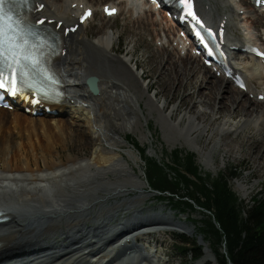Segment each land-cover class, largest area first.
I'll return each mask as SVG.
<instances>
[{
    "label": "bare ground",
    "instance_id": "obj_1",
    "mask_svg": "<svg viewBox=\"0 0 264 264\" xmlns=\"http://www.w3.org/2000/svg\"><path fill=\"white\" fill-rule=\"evenodd\" d=\"M33 1L38 6L44 5L41 11L34 13V17L45 18L48 23L61 30L76 24L82 11L93 7L88 0ZM196 1L199 12L210 26L217 29L223 23L227 30L231 31V35L227 32L225 37L228 47L244 48L256 45L264 48V43L258 42L253 33L254 28L264 24V12L254 5L250 6L249 0H241L245 9L243 14L239 12L243 9L232 7L229 0ZM107 2L102 5V10L105 5L117 7L118 10L128 7L132 15L138 14L136 22L139 26L140 23L143 25V19L146 18L150 19L149 26L160 25L158 12L147 3L130 0ZM162 13L166 21V27L162 30L169 32L171 25L175 23L167 18V11ZM103 18L108 19L104 13ZM93 19L94 15L74 34L64 37L63 48L66 53L55 62L54 69L65 84V96L55 103L43 102V106L49 105L52 110H56V115L46 114L42 110L40 115L35 116L30 101L28 103L24 100H18L19 105L12 111L0 108V213L3 218L8 219L0 224V264H172V259H163L157 255L158 251L152 255L139 243L150 244L149 239L153 232L161 228L188 230L189 227L173 223L172 219L160 214H151L149 211L144 213L139 204L146 201L147 197L142 193L134 200L106 205L109 199L126 194L129 187L143 188L139 176L134 174L122 156L127 155L131 161L138 164L139 157L133 156V150L123 151L122 144L125 142L123 135L139 130L142 126L141 118L145 116L140 100H145V108L149 109V113H157L158 120L169 136H165L166 141L170 144L183 139L191 146L197 147L198 138L209 132L212 126L210 123L213 121L207 123L205 120L206 112L201 109L204 105L212 109L210 115H221L219 118L223 119L229 115V120L235 123L230 124L225 120L215 123L212 134L216 137L222 138L229 133L237 134L252 125L257 129L256 135L264 132V101L258 98L264 91V69L261 60L247 58L246 54L238 52L233 58L234 62L227 63L235 74L244 77L242 71L246 73L247 84L251 87L248 86L247 92L241 91L225 74L218 78L213 67H206L187 49L188 41L177 38L176 35L181 30L177 31L173 39L177 41V47L172 52L166 46L158 51L165 49L178 56L177 63L180 62L181 69L167 70L171 71V74H181L182 85L186 84L185 80L189 77L199 80L197 76L200 70L206 72L208 76L204 75L198 83L200 87H209L211 90V93L207 94L211 103L200 100L198 104L201 110L187 113L175 123L170 117L175 110L169 115H164V107L169 104L166 93L171 90L165 89L166 93L162 96L164 102H158L157 97L160 94L153 93L156 87L142 82L144 77L148 79V71L140 76L137 72L138 63L133 65L135 51L125 54L121 48L115 50L114 45L120 35L115 37L112 27L104 24L99 32L103 36L90 39L84 27ZM59 23L62 25L58 26ZM238 25H242L245 30L243 38L234 37L232 32ZM96 45L101 53L95 50ZM161 53L163 64V55H168L164 50ZM243 58L244 64L241 63ZM132 72H135L140 83L145 86L137 82V77ZM90 76L99 78V95H93L85 84V80ZM190 84L195 87L193 81ZM148 85L152 95L148 92ZM153 87L155 90L150 91ZM198 93L201 97L205 95L200 89ZM252 94L255 96L251 97ZM244 95L248 96V100H244L246 106L242 105L240 100ZM168 107L170 110V106ZM25 108H28L29 112H23ZM175 108L177 110L178 107ZM226 111L228 114L225 115ZM235 115L240 117L238 122L234 120ZM185 122L187 123L184 124ZM173 130L178 132L175 136L171 134ZM259 136L264 139V135ZM71 137H78L85 142L87 137L90 138V158L70 156L68 160L63 161L61 156L55 157L58 158L55 159V166L50 160L54 157L50 149L56 148L64 138L68 140ZM145 137L143 135V138ZM33 141L39 144L36 145ZM26 149L30 159L37 161V168L32 167V161L23 155ZM8 151L11 152L5 156ZM38 153H42L44 158L42 155L38 156ZM75 158L80 159L78 163H75ZM260 164L264 168V158ZM40 165L45 167V170ZM1 169H15L17 174L7 170L8 175H4ZM32 169H35V174H30ZM20 170L24 171L19 173ZM100 202L102 206L95 210ZM123 207L132 211L131 217L117 226H110L116 214L113 217L109 215V222L100 216L107 210ZM92 212L98 226H87L90 222L88 216H91ZM58 234L60 237L57 238ZM206 252L209 255L205 254L201 264H206L212 255L209 250Z\"/></svg>",
    "mask_w": 264,
    "mask_h": 264
},
{
    "label": "rangeland",
    "instance_id": "obj_2",
    "mask_svg": "<svg viewBox=\"0 0 264 264\" xmlns=\"http://www.w3.org/2000/svg\"><path fill=\"white\" fill-rule=\"evenodd\" d=\"M88 1L92 3L96 13L94 19L84 27V30L88 32L89 35L86 32L85 33L90 37V39H94L97 36H103V34L101 35L99 34L100 29L104 26V24H108V27H112L113 34L115 35V37L120 35L118 42L114 45L115 50L121 48L122 51L125 52V54L128 52L132 53L135 51L136 55L133 57V62L138 63L139 70L137 72L141 76L143 72L148 71L147 74L148 79L144 77L142 82L145 84H149L151 86L154 85L156 87V90L155 87H153L150 89V91L154 89L155 90L153 92L154 94L156 93L160 94L157 97V101L158 102L161 101V103H163L164 97L162 96L163 94L166 93L165 89L171 90L170 93L168 92L166 93L167 102L169 101L168 102L169 104L164 107V115H169L173 110H175L170 115V117L172 118L173 122L177 123L179 119L184 115H186L187 113L192 114L194 110L200 109V106L198 104L200 100L202 101L206 100L209 104L211 103V101H209L207 97V94H210L211 90L209 89V87L208 88L200 87V83H198L202 80L204 75L208 76L206 72L200 70L199 68L200 72L198 73L197 76L199 80H196L195 77L194 80L193 77H189L187 80H185L186 84L182 85L180 80L181 74L179 75L171 74V71L167 70V68H175V70L181 69L180 62L177 63L178 56L175 54H170L167 50L162 49L168 55V56L163 55L164 62L162 64L161 62L163 61L162 53H161L162 50L161 51L158 50L163 46H166L171 50L170 52H172L177 47L176 41H173L174 39L173 36H175L177 31L179 30L173 24L171 25L172 29L171 28L169 29L170 26H168L167 29H169V32H164L162 30V28L166 27L165 17L162 12H159L157 15V19L160 24L159 26H149L150 19H148L149 20L148 21L146 17H144L146 19H143L144 22L143 25L140 23L139 26L138 22H136L138 14L135 13L132 15L128 7L120 8L119 14L117 16L104 20L101 6L107 4L108 3L107 0H88ZM229 1L232 7L236 9L238 8L243 9V4L241 3L242 2L241 0H229ZM248 4L252 6L251 3ZM244 8L247 9L245 5ZM152 20L154 19L152 18ZM263 25L264 24H260L256 27V29L255 28L253 29V33L256 36V40L260 43H264ZM145 27L146 29H144ZM106 32H108V30H106ZM232 32L234 34V37L236 38H243L245 36L244 35L245 30L242 27V25L241 26L238 25L235 29L232 30ZM228 33H230L231 35V31H228ZM89 37L88 40L91 41ZM95 50L101 53L100 49L99 48L97 49V45ZM160 64H162V67H160ZM133 74L136 75L135 72ZM136 77H137V82L140 83L139 77L137 75ZM217 77L220 78L218 75ZM192 81L195 84V87L190 84ZM149 85H148V92L150 88ZM248 86L251 87L250 84H248ZM199 89L201 92L205 94L204 96L201 97L197 95L199 94L198 93ZM250 96L254 97L255 95L252 94ZM242 98L243 99H240L241 104L246 106L244 100H248V96L244 95V97ZM220 101L223 102V100ZM218 102L219 100L216 101V103ZM139 103L142 107V111H143L142 113L145 116V118L143 117L141 118L142 126L140 127L139 130L129 131L126 133V135H123V141L125 140V142L124 144H122L123 151L133 150L132 151L133 156L135 158L136 156L139 157L137 161L138 164H135L133 161H131L127 155H122V156L123 159L129 163V166L133 169L134 174L139 176L140 180L143 183V188L133 189L132 187H129L128 188L129 191L126 194L115 196L109 199L108 201H106L107 202L106 205H112L117 202L119 203V202H127L130 200H134L135 198L139 197V195L142 193L147 197L146 201H143L142 203L139 204L141 205L140 208L144 210V213H147V211H149L151 214H160L162 216L169 217L170 219H172L173 223L174 222L180 223L186 228L187 227L189 228L188 230H178L175 227L161 228L160 230L154 231L152 237L149 239V242L152 243V245H148L147 243H139V244L145 250L151 252L152 254L155 251H158L157 255L165 260L172 259L173 260L172 264H201V260L203 258H201V260L197 261L196 263H193L190 257L183 256L179 249L181 245L180 243H178L179 241H176L179 240L183 235L191 240L195 237L198 230L194 226H192L188 222V220L198 221L199 220V218H197L198 216H194L193 219L192 218L186 219V216H179L177 213H174L169 209L168 204H166L164 200L158 199L156 194L152 193L149 190L148 183L144 174L145 164L142 160L141 155L137 150L138 148H148V153L150 155H156L159 158H166L169 156L172 150L179 147L184 151H195L198 155V160L202 165L203 170L208 174H217L219 171L229 172V171L237 170V173L239 175V180H235L233 182V188L236 192L239 193L242 200L245 202V205H250L253 198H255L259 193H264V168H262L260 164L262 159L264 158V141H263L264 139L263 137L259 136L260 134H262L263 136L264 132H261L259 135H256L257 129L254 127V125H252L249 128L245 129L243 132H239L237 134L232 133V135H230L231 133H229L227 135H224V137L222 138L216 137V135L212 134L215 128L214 127L215 123L223 122L224 120L228 121L230 124H235V123L232 120H229V118L227 117L229 116L226 115L228 114V111L225 112L226 119L225 118L223 119V118H219L221 115L216 117L214 115H210L212 113V109H208L207 105H204L203 108L201 109H203L206 112L205 120L207 121V123H210L212 120L213 121L210 123L212 124V126L208 130L209 132L202 134L198 138L196 144L197 147L191 146L183 139H180L175 144H170L166 141V137L169 136L165 132L166 130H164L163 124L158 120L157 113H152V114L149 113V109L145 108V100H140ZM168 106H170V110ZM174 107H178L177 110L176 108L174 109ZM227 107L229 106L227 105ZM234 120L238 122L240 120V117L235 115ZM186 123L187 122H185L184 124ZM184 124H182V126ZM13 130L14 128H12V134H13ZM176 133L178 132L175 130L171 131V134L173 136H175ZM143 135H145L146 137L143 138ZM127 138H129L128 140L129 144L126 140ZM63 140L64 141L61 144H59L56 148L53 147V149L52 148L50 149L51 154L54 156L50 159L54 162V163L52 162V164L56 166L55 159L57 160L58 158H60V156H61V160L63 161L66 159L68 160L70 156L79 157L80 159L90 158L89 154H91L92 151L90 138L87 137L86 142L82 141V139L80 140L78 137H71L68 140H65L64 138ZM262 142H263V146H261ZM34 144L37 145L39 143L34 142ZM239 146L241 147V150H239ZM9 152L11 151L6 152L5 156H8ZM23 155L27 157L29 161L34 162V163L31 162L32 165L34 164V166L32 167L37 168V161H33L32 159H30L28 155V149L25 150V153ZM41 155L42 153L41 154L38 153V156L41 157ZM42 158H44L43 155ZM79 158L74 159L75 163L79 162L80 160ZM41 165L42 166L44 165L42 160H41ZM43 169L45 170V167ZM7 170L6 169L2 170L4 175H8L9 171ZM14 171H15L14 175H16L17 172L15 169L10 170L11 173ZM23 171L24 170H20L19 173H22ZM30 174H35V169H32ZM101 206H102V202H100V204H98L95 207V210L99 209ZM131 213H132L131 210H126V208L123 207L117 210L115 209L107 210L102 214H100V216L102 219L109 222V220L111 219L109 218V215L113 217L116 214L112 218L110 226H117L121 222H124L125 220L130 218ZM93 217H94V213L92 212V215L88 216L90 222L87 224V226L89 224L90 226H92L91 224L94 225L96 224L98 226V224L95 223ZM104 220H102V222H104ZM187 233L190 234L192 233V234L190 235ZM56 237L57 238L60 237V234H58ZM207 250L209 249H205L204 253L209 255V253L206 252ZM209 257H210L209 261L206 264H218L213 254L210 255Z\"/></svg>",
    "mask_w": 264,
    "mask_h": 264
},
{
    "label": "trees",
    "instance_id": "obj_3",
    "mask_svg": "<svg viewBox=\"0 0 264 264\" xmlns=\"http://www.w3.org/2000/svg\"><path fill=\"white\" fill-rule=\"evenodd\" d=\"M138 150L149 190L179 216L199 218L189 220L198 230L194 239H174L183 256L196 263L208 247L218 264H264V193L245 205L233 188L237 170L208 174L195 152L179 147L166 158L149 156L148 148Z\"/></svg>",
    "mask_w": 264,
    "mask_h": 264
},
{
    "label": "snow or ice",
    "instance_id": "obj_4",
    "mask_svg": "<svg viewBox=\"0 0 264 264\" xmlns=\"http://www.w3.org/2000/svg\"><path fill=\"white\" fill-rule=\"evenodd\" d=\"M12 2L0 0V90L16 96L22 94L21 85L27 84L29 76L39 75L43 80H51L52 76L42 67L41 57L33 50L35 45H30L26 38L31 33L26 34L19 26L20 22L13 19L9 7ZM180 3L185 6L188 16L197 19L192 10V0H180ZM28 86L34 87L31 84Z\"/></svg>",
    "mask_w": 264,
    "mask_h": 264
},
{
    "label": "water",
    "instance_id": "obj_5",
    "mask_svg": "<svg viewBox=\"0 0 264 264\" xmlns=\"http://www.w3.org/2000/svg\"><path fill=\"white\" fill-rule=\"evenodd\" d=\"M99 82L98 78L96 77H89L86 79V83L89 86L90 91L97 95L99 93V88L97 86V83Z\"/></svg>",
    "mask_w": 264,
    "mask_h": 264
}]
</instances>
